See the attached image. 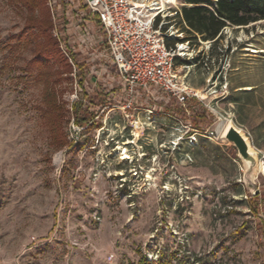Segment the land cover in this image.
I'll use <instances>...</instances> for the list:
<instances>
[{"label":"rangeland","instance_id":"374dc122","mask_svg":"<svg viewBox=\"0 0 264 264\" xmlns=\"http://www.w3.org/2000/svg\"><path fill=\"white\" fill-rule=\"evenodd\" d=\"M24 2L0 0V264H264V20L198 45L182 0H139L164 10L195 97L153 87L129 108L97 21ZM221 119L248 138L253 170Z\"/></svg>","mask_w":264,"mask_h":264},{"label":"built area","instance_id":"2783aa9c","mask_svg":"<svg viewBox=\"0 0 264 264\" xmlns=\"http://www.w3.org/2000/svg\"><path fill=\"white\" fill-rule=\"evenodd\" d=\"M62 1L69 7L86 10L97 21L109 58L126 86L129 108L137 91L150 92L153 87L180 104L195 97L177 74V50L167 47L161 28L156 27L158 17L164 12L162 7L145 17L138 8L139 0Z\"/></svg>","mask_w":264,"mask_h":264},{"label":"trees","instance_id":"16d2710c","mask_svg":"<svg viewBox=\"0 0 264 264\" xmlns=\"http://www.w3.org/2000/svg\"><path fill=\"white\" fill-rule=\"evenodd\" d=\"M31 11L35 10L41 0H21ZM185 4L177 14L185 25L186 32L191 35V40L199 45L203 42L216 43L222 32L229 26L244 27L252 23L264 20V0H182ZM38 31L49 26V22H38ZM159 22H156V27ZM29 29H35L29 26ZM35 36V34H33ZM49 37V36H48ZM184 42L185 40H178ZM165 43L168 48H173L174 41L166 37ZM42 51V50H41ZM44 51V50H43ZM40 51L38 55H40ZM40 58V56H38ZM199 61V58L193 59ZM191 61L175 58V65H189ZM142 264H149L143 261ZM159 264H169L164 261Z\"/></svg>","mask_w":264,"mask_h":264},{"label":"water","instance_id":"95a60500","mask_svg":"<svg viewBox=\"0 0 264 264\" xmlns=\"http://www.w3.org/2000/svg\"><path fill=\"white\" fill-rule=\"evenodd\" d=\"M222 139L227 141L237 149L238 157L246 165L249 171L253 170L257 166L256 153L253 151L248 138L233 123L223 133Z\"/></svg>","mask_w":264,"mask_h":264},{"label":"bare ground","instance_id":"6f19581e","mask_svg":"<svg viewBox=\"0 0 264 264\" xmlns=\"http://www.w3.org/2000/svg\"><path fill=\"white\" fill-rule=\"evenodd\" d=\"M152 6V5H151ZM144 7H145V5H144ZM138 8H140V10H141V6L139 5L138 6ZM148 8V7H147ZM146 8V9H147ZM155 9H153V8H150L149 10H148V12H150V11H154ZM141 12H142V14L145 16V17H149V16H151V15H148V14H144V12L141 10ZM232 125V121L231 120H222L221 119V121L219 122V124H218V126H217V131L219 132V133H221L222 135H223V133L230 127ZM120 149V156H121V159H128L129 158V155H128V153H127V150L124 148V147H120L119 148ZM252 152V151H251ZM60 160H61V155H58L57 156V158H56V162L58 163V162H60ZM62 161V160H61ZM263 163L264 162H262V163H260L261 165H260V169L262 168V166H263ZM149 179H150V176L148 177Z\"/></svg>","mask_w":264,"mask_h":264}]
</instances>
